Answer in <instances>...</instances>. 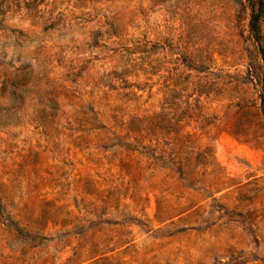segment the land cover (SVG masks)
<instances>
[{
	"label": "rangeland",
	"instance_id": "rangeland-1",
	"mask_svg": "<svg viewBox=\"0 0 264 264\" xmlns=\"http://www.w3.org/2000/svg\"><path fill=\"white\" fill-rule=\"evenodd\" d=\"M257 1L0 0V264H264ZM109 66L158 116L134 187L126 141L68 119Z\"/></svg>",
	"mask_w": 264,
	"mask_h": 264
},
{
	"label": "trees",
	"instance_id": "trees-1",
	"mask_svg": "<svg viewBox=\"0 0 264 264\" xmlns=\"http://www.w3.org/2000/svg\"><path fill=\"white\" fill-rule=\"evenodd\" d=\"M263 13L264 0H258L257 10L251 15L249 21L250 31L258 39L259 22ZM111 37L105 36L106 39H111ZM116 38L118 39V36ZM76 69L75 67L71 68V72H75ZM118 69H121L122 72L118 73ZM81 72L80 68L76 76L79 77ZM100 82V87L98 86V91L92 100L95 117L89 119L82 113L80 118L78 115L68 117V119L83 127L92 124V131L97 133L100 142L111 141L113 135L126 141V151L120 154L115 166L120 170V175L127 179V184L130 187L137 186L140 181L145 179L153 180L156 170L153 159L148 155L145 156L142 151L136 148L143 149L142 144H150L156 153H160L157 151L160 135L158 116L155 111L149 112L143 98L147 82L142 79L140 70L129 73L124 71V67L116 66L107 67ZM260 111L264 119V82L260 92ZM77 132H79L78 129ZM80 132L83 133L84 130H80ZM165 193H168V189L160 190V196Z\"/></svg>",
	"mask_w": 264,
	"mask_h": 264
}]
</instances>
